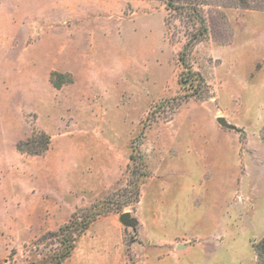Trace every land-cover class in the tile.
Masks as SVG:
<instances>
[{
  "label": "rangeland",
  "instance_id": "obj_1",
  "mask_svg": "<svg viewBox=\"0 0 264 264\" xmlns=\"http://www.w3.org/2000/svg\"><path fill=\"white\" fill-rule=\"evenodd\" d=\"M189 1L207 28L189 64L209 93L183 101L189 26L166 0H0V264H49L58 244L44 234L77 211L113 219L114 244L86 231L63 264H257L264 0ZM41 132L43 154L15 150Z\"/></svg>",
  "mask_w": 264,
  "mask_h": 264
},
{
  "label": "trees",
  "instance_id": "obj_2",
  "mask_svg": "<svg viewBox=\"0 0 264 264\" xmlns=\"http://www.w3.org/2000/svg\"><path fill=\"white\" fill-rule=\"evenodd\" d=\"M242 3H246L247 0H241ZM166 9L169 12H172L179 18L184 24L189 26L188 33L186 32V41L183 46L182 51L178 55V62L182 68L178 76V84L180 89L185 93L183 96V101H186L189 98L202 99V93H209V88L206 85L202 76L194 71L189 64V52L193 48L194 44L200 42L207 33V28L204 22L203 17L201 16L199 10V4L193 3L189 0H166ZM171 13V14H172ZM176 18V17H175ZM168 25V20L165 21ZM52 77L62 78V75L58 73L50 74V82L55 89H59L64 82L60 84H54L52 82ZM40 136V142H37L32 147L35 150L28 151L23 149L22 146L28 145L31 148V141L27 140L26 143H18L15 146V150L20 154H31V155H41L43 154L50 144V138L45 133L41 132L38 134ZM35 135L31 138L34 140ZM30 138V139H31ZM130 160L135 161L136 155L131 154ZM139 164L142 167V173L140 178H146L148 172L146 170V165L144 161L139 159ZM139 198V183H137L133 196L131 197L130 203H137ZM100 214L97 213H79L74 212L67 223L60 226L55 231H49L44 234L43 237L53 239L58 244V249L52 253L50 256L49 264H63V262L70 257L71 253L75 248L76 241L80 238L89 228L90 224L96 219ZM254 252L256 255L257 264H264V238L257 242L254 246Z\"/></svg>",
  "mask_w": 264,
  "mask_h": 264
},
{
  "label": "crops",
  "instance_id": "obj_3",
  "mask_svg": "<svg viewBox=\"0 0 264 264\" xmlns=\"http://www.w3.org/2000/svg\"><path fill=\"white\" fill-rule=\"evenodd\" d=\"M260 149H258L259 151ZM254 179V177H252ZM224 182L227 184L229 181V176H226L224 179ZM155 209H150V211L153 213ZM156 215L149 214L150 216L147 217L146 222H148L149 225L155 226L158 228L160 225H164V220L168 218V213L165 211H161L158 207L155 210ZM113 230L115 231V226H114V220L110 218H101L97 221H95L87 230V234L84 235L83 237L86 238L90 236V234H95L98 233L97 238V248H106L109 249V247L112 245L113 246V239L112 237ZM103 239V240H102ZM112 241V242H111ZM118 241V239H117ZM76 248V246H75ZM100 250V249H99Z\"/></svg>",
  "mask_w": 264,
  "mask_h": 264
},
{
  "label": "water",
  "instance_id": "obj_4",
  "mask_svg": "<svg viewBox=\"0 0 264 264\" xmlns=\"http://www.w3.org/2000/svg\"><path fill=\"white\" fill-rule=\"evenodd\" d=\"M216 122L218 123V125H220L222 128H225V129H234L233 127L229 126L226 121L221 118V117H218L216 119ZM119 222L126 226V227H132L133 223H134V220L130 218L129 214L128 213H123L119 216Z\"/></svg>",
  "mask_w": 264,
  "mask_h": 264
}]
</instances>
